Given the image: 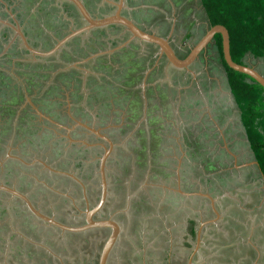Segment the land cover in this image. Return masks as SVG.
Instances as JSON below:
<instances>
[{
    "label": "rangeland",
    "instance_id": "374dc122",
    "mask_svg": "<svg viewBox=\"0 0 264 264\" xmlns=\"http://www.w3.org/2000/svg\"><path fill=\"white\" fill-rule=\"evenodd\" d=\"M82 1L95 17L113 10L101 0ZM46 2L0 0V20L10 22L3 15L6 4L28 44L47 51L68 31L73 10L62 11ZM125 4L144 29L162 36L170 33L181 57L208 27L199 0ZM76 17V23H82ZM128 37L126 31L100 28L55 55L36 59L21 48L12 30L0 24V123L14 133L8 159H23L27 153L58 157L61 143L56 141L66 132L74 140L77 133H70L75 125L88 132L85 144L98 143L102 136L112 142L111 152L115 145L122 148L107 163L106 180L112 187L107 207L115 210L114 218L121 223L117 251L108 264H262L264 200L254 199L251 188L260 175L215 45L211 43L189 71L181 72L167 67L164 58L162 67L158 65L157 50L150 44L138 40L121 44ZM115 44L123 49L110 56ZM181 44L186 48L180 50ZM245 63L264 75V58L247 54ZM141 73L146 77L137 78ZM152 122L158 129L150 138ZM106 125L125 127V132H105ZM1 130L4 136L6 130ZM34 164L38 163L33 160L29 165ZM8 168L4 166V171ZM29 169L22 176H36L35 169ZM35 186L38 195L33 200L43 209L49 191ZM193 193L212 195L214 201L193 198ZM75 211L79 212L76 207L67 212L73 216ZM8 212L0 214V264H55L48 261L53 257L59 264H96L102 244L98 241L109 233L97 237L34 233L27 230L21 214ZM51 213L59 216L57 210ZM192 226L196 232L202 230L204 240L196 262L191 260ZM89 238L97 242L90 246Z\"/></svg>",
    "mask_w": 264,
    "mask_h": 264
},
{
    "label": "flooded vegetation",
    "instance_id": "af4514ba",
    "mask_svg": "<svg viewBox=\"0 0 264 264\" xmlns=\"http://www.w3.org/2000/svg\"><path fill=\"white\" fill-rule=\"evenodd\" d=\"M114 2H116L115 4H118V3H121V2L123 3L122 0H114ZM46 3H52V5L55 6L54 8H57V9L62 8V11H67L68 12V10H73V12H71L70 16L68 17L69 29L64 35L68 34V32H70L72 30L78 29V28L83 26V22L80 23V24L76 23V19H77L76 16H78L79 18H80V16L78 15V13L74 9V7L69 2H67L65 0H47ZM103 6H106V7H109V8H111V7L113 8V10H111V12H109L108 14L113 13L115 11V9H116L115 5L113 7V6L108 5L107 3L104 4ZM96 9H97V6H96ZM100 9H101V5H99V7H98V10H100ZM108 14H104V15H108ZM121 14L125 15L123 13V10H122ZM90 15L95 17L91 13H90ZM80 20L82 21L81 18H80ZM132 21H134V20H132ZM134 23L138 27H140L141 29H143L145 31H148V32H151L150 30L144 29L143 25H141L140 23H137L135 21H134ZM110 28L111 29H115L117 31H124L121 27L116 26V25L115 26L112 25V26H108L106 28H102L101 31L107 30V29H110ZM96 30L97 29H92L89 32L83 33L80 36H77V37L71 39L69 42H67L65 44V46L63 48H61V50L66 48V46H69V45L73 44L76 40H79L81 37H83L85 35H88V34L94 32ZM98 30H100V29H98ZM128 39H129V37L124 42H122L121 44L126 43L128 41ZM129 43H134V42L130 41V42H128V44ZM54 44L55 43H53V45ZM194 44H192V45H194ZM213 44H214V42H213ZM20 45H21V48L23 50H25V48L23 47L21 42H20ZM170 45L172 46V48L174 49L175 53L177 54V49L175 48L176 47V43L170 42ZM192 45H187V47L189 46L188 49ZM29 46L31 48H33V49L39 50L37 47L31 46L30 44H29ZM119 46H121V45L120 44H118V45L115 44L114 46H112L110 51L113 50V49H116ZM151 46L154 47L153 45H151ZM178 46H180V45L178 44ZM121 48L123 49V47H121ZM121 48L113 50L114 51L113 53H111V54L109 53L110 56H114V54L118 53V51L120 52V50H122ZM184 48H186V44H184V45L181 44V49L180 50H183ZM25 51L30 56H32L27 50H25ZM39 51H42V50H39ZM202 53L200 54L199 58L195 62H197L200 59ZM32 57H34V56H32ZM178 57L183 58V57H181L179 55H178ZM34 58L37 59L38 57H34ZM162 58L163 57H159L158 58V57L155 56V60H158L160 62V64L158 63V65H160L161 67H162V65H161V63H162L161 59ZM93 59H95V58H93ZM90 60H92V59H90ZM195 62L189 67V69L195 64ZM167 67L170 68V66L168 64H167ZM174 70L176 71L177 69H174ZM183 71L187 72L185 70H181V72H183ZM140 77L142 78V77H146V76L143 73L137 74V78H140ZM147 87H148V85L145 86V89H147ZM139 90H140V88H139ZM156 120L158 121L159 119H154L153 118V121H156ZM159 121L161 122V120H159ZM72 123H73V120L69 121L68 122V126L70 127V125ZM153 124H155V123H153V122L150 123V126L153 125ZM2 125L0 123V130L4 129V130H6L5 131L6 133L4 132V136H3L2 135L3 130H1V132H0V185L6 186V187H8V188H10L12 190L17 191L20 194L25 195L29 199V201L34 205L35 208L40 210L44 215L55 219L57 222H59V223H61L63 225L70 226V227H79V226L83 225L85 223V212L87 210H91V209L95 208L99 204V202L101 200V195H102V192H103L102 187H101L100 173H99V170H100V158L102 156L103 150L98 146V144L101 143L102 140H100V142H98V143H93V144H89V142H87V141L86 142L88 144L83 143L82 142L83 138L85 137V135L88 134V132L83 127H79V126L75 125L74 126L75 130L71 131V133H70L72 135H73L72 132H76L77 133L75 135L76 137L74 138V140L70 137L69 132H66V133H64V135L62 137L59 136L58 140H60V141H56V143L57 142L61 143L60 144V152L58 154V157L52 158V156H51V157H47V158H40V157H36L34 155L31 156L29 153H27L28 156L23 157V159L16 160L17 159L16 158L15 160H10V159H8V156H9L8 155L9 154L8 146L12 145L11 142L14 140V133H13V129H9V128L5 129L4 128L5 125H3V126ZM73 125H74V123H73ZM104 128H106L105 132L106 131H111V132H116V131L119 132V131H121V132H125V129H124L125 127L124 128H119V130H118V129H114V128H109L106 125ZM145 128L143 129L142 133H144ZM150 128H149V134H150V138H151V133H152L153 130L155 132L157 131L158 124H156L154 126H151ZM47 130L49 132H51V133L53 132L50 129H47ZM102 133H103V131H102ZM6 137H7V139H6ZM128 139H130V138L128 137L126 140H128ZM223 140H225V138ZM223 142H221V144H223ZM114 148H115L114 151L110 152L108 158L106 159L105 171H104V174H105L106 178H107V175H109V173L107 171V163L109 162V160H112V157H111L112 154L115 153V152H117V154H118V151L122 150V148L120 146H116L115 145ZM178 154H179V152H178ZM27 159H29V160H27ZM33 160L34 161L35 160H39V161L45 162V164L50 166L53 170H55V172L44 168L40 164H34V165L30 166L29 164H31V162ZM173 161H175V160H173ZM255 162L256 161L254 160L253 163H255ZM114 163H116V161H114ZM116 164H118V162ZM4 166H5V168H7V166H9L7 172L4 171ZM27 166H30V167H27ZM147 166H148V164H147ZM256 167L258 168V164L256 165ZM29 168L35 169V171L37 172L36 176H29L27 174L22 176L24 171L31 170ZM123 171L127 172L124 175L128 174V172H129V171H127L126 168ZM258 172H259L260 176H262V178H263V175L260 172L259 168H258ZM2 173H3V178H1L2 177ZM4 173H6V174H4ZM69 175H72L74 178H76L80 183H82V185L85 188L84 187L82 188L80 186V184L77 181H75L74 179H72V177H70ZM84 177H86V178L83 179ZM23 179H26L25 183L21 182ZM59 180H61L63 182L61 183ZM263 182H264V178H263ZM106 183L109 185V188L108 189L106 188V193L110 194V189L112 187L108 183V180H106ZM124 183L126 184V182H124ZM124 183H123V185H124ZM21 184H24V185H21ZM33 185H34L35 188H38V187L35 186V185H38V186L42 187V189H45V190L49 191L45 195V197H47V198H44V199H45V201L47 203H45V206H43V209H39L37 207V204L33 200L34 199L33 197H36L38 195L37 194L38 192L36 191V189H33ZM22 186L23 187L27 186V187L25 189L24 188L20 189ZM123 187L126 188V186H123ZM28 194H29V196H28ZM111 199H112L111 196H106L105 197L104 203L99 208V210L93 215V219L94 220H108V219H111L118 226L119 233H120L121 223L117 219L114 218L115 210L114 209L112 210L109 207H107V204H108L109 200H111ZM75 207H76L77 210H79V212L75 211L73 216L69 215L68 214L69 210L70 209L74 210ZM23 209L25 211H23ZM52 209L59 211V216H58V214H55V215L52 214L51 213ZM7 212H8V214H10V213H14L15 214L16 212H18L17 214H19V216L21 214L23 219L25 221H27L26 224L29 225V226H27L28 227L27 230H33L32 232H34V233H43V231H50V232H52L55 235V237L56 236H58V237H66V236H69V235L70 236H76V235L78 236V235H85V234L91 235V236L94 235V237H97V236H102L106 231H108L109 232L108 235L105 236L102 241H101L102 238L99 239V241H98L100 243L102 242L101 247H100V251H101V248H102L104 242L106 241V239L111 234V230H109L107 228L90 229V230H87L85 232H80V233H69V232L61 231L60 229H56V228H53V227H48L47 225H44L41 222L37 221L35 218H33L32 215L25 208V206L20 202V200H18L17 198L11 196L10 194L4 193V192H0V214L1 213H7ZM67 215L70 217V220L67 219ZM75 217L77 219H81L82 222L76 223L75 222L76 221ZM192 223H194V222H192ZM1 228H0V230H1ZM4 230L5 229H3V231ZM7 230H8L9 233L12 231L10 229H7ZM192 230H195L194 227L192 228ZM93 233H95V234H93ZM86 241H87L88 245H90V246L93 245L94 242H97L96 240L91 239V238L87 239ZM116 243H117V239H116V241L114 243V246L110 250V253H109V256L107 258V263L106 264H108L111 261V258L113 256L114 252L117 251L116 250ZM96 247H97V244H96ZM126 252H128L127 249L124 250L123 253H126ZM60 259L62 260L61 257H60ZM49 260H51L53 262L57 261L55 264H59V262H58L59 258L58 257H53L52 259H48V261ZM97 261H98V259H97ZM97 261H96V264H97ZM262 264H263V262H262Z\"/></svg>",
    "mask_w": 264,
    "mask_h": 264
},
{
    "label": "water",
    "instance_id": "95a60500",
    "mask_svg": "<svg viewBox=\"0 0 264 264\" xmlns=\"http://www.w3.org/2000/svg\"><path fill=\"white\" fill-rule=\"evenodd\" d=\"M65 1L69 2L74 7L76 12L82 19L83 26L68 32V34L64 35L59 40H57L55 44L47 51H39L31 48L20 28L18 26H13L7 23V25H9V27L13 30L15 35L18 36V38L20 39L25 50H27L32 56L38 58H44L55 55L61 50V48L65 46L67 42H69L71 39L77 36H80L83 33L89 32L92 29H100V28L102 29L108 26L116 25L121 27L124 31H126L129 34V39L127 42L138 40L146 44H151L157 49V57L158 58L163 57L170 67L177 70L189 71V67L199 58L200 54L204 52L205 49L211 43L214 42V36L219 35L221 39L222 59L227 65V67L233 70L234 72L248 76L249 78L254 80L258 85H260L264 90V76L262 74H260L253 67H250L244 63L243 64L235 63L231 59L229 34L227 29L222 25L219 24L213 26L208 25L209 27L206 29L203 35L196 41V43L189 48L187 54L183 58H180L178 57V55L175 53L174 49L170 45L168 38H164L152 32L145 31L140 27H138L134 23V21H132L130 18L123 16L121 14L122 2L118 4H114L116 9L113 13L108 15H103L101 17H93L86 9L82 0H65ZM121 46L117 47L116 49L121 48ZM89 131L93 132L92 130ZM100 140H102V142L99 143L98 146L103 150V153L100 158L99 173H100L101 187L103 192L99 204L95 208L91 210H87L85 212V223L83 225L79 227H70L57 222L55 219L44 215L40 210L35 208L34 205L29 201V199L25 195L20 194L17 191L12 190L6 186L0 185V192L10 194L11 196L20 200V202L25 206V208L28 210V212L32 215L33 218H35L37 221L41 222L42 224L47 225L48 227H53L69 233H80L90 229H100V228H107L111 230V234L106 239V241L104 242L101 248L97 261V264H106L110 250L114 246V243L118 237L119 228L116 225V223L113 222L111 219L108 220L93 219V215L102 206L106 197V177L104 174L105 163L113 147L112 142L108 138L100 136ZM35 161L38 164L42 165L44 168L55 172V170H53L50 166L45 164V162L39 160H35ZM254 164L257 165L256 162ZM69 176L72 177V179H74L75 181H77L82 188L84 187L82 183H80L72 175ZM263 264H264V258H263Z\"/></svg>",
    "mask_w": 264,
    "mask_h": 264
},
{
    "label": "trees",
    "instance_id": "16d2710c",
    "mask_svg": "<svg viewBox=\"0 0 264 264\" xmlns=\"http://www.w3.org/2000/svg\"><path fill=\"white\" fill-rule=\"evenodd\" d=\"M210 26H224L229 34L231 59L243 64L249 54L264 58V0H199ZM214 45L226 82L239 111L240 124L258 168L264 178V90L246 75L229 69L222 59L221 39Z\"/></svg>",
    "mask_w": 264,
    "mask_h": 264
},
{
    "label": "crops",
    "instance_id": "0c3cea01",
    "mask_svg": "<svg viewBox=\"0 0 264 264\" xmlns=\"http://www.w3.org/2000/svg\"><path fill=\"white\" fill-rule=\"evenodd\" d=\"M102 2H104V3H107L108 5H110V6H113L114 7V4L116 3V2H114V0H101ZM123 1V3H122V8H121V13H122V10H123V13L125 14V15H123V16H125V17H128V18H130L131 20H134L133 19V13L130 11V8L129 7H125L126 6V4H125V2H126V0H122ZM125 5V6H124ZM112 8V7H111ZM3 11H4V14L3 15H6V16H8L9 17V21L10 22H8V21H3V20H0V24L2 25V26H4V27H6V28H9L10 30H12L10 27H9V25H7V23L8 24H11V25H13V26H18V24H17V22H16V20L14 19V17L17 19V16H12L11 14H12V12L10 11V10H8V8H7V5L6 4H4L3 5ZM130 14H131V16H130ZM103 16V15H102ZM101 17V16H100ZM19 27V26H18ZM13 31V30H12ZM154 34H156V35H158V36H161V37H164V38H168L169 39V42H172L171 40H172V36H171V34L169 33L168 35H166V36H162V35H159L158 33H156V32H153ZM24 34V33H23ZM14 36L20 41V39L18 38V36H16L15 35V33H14ZM24 36H25V34H24ZM61 37H63V36H61ZM60 37V38H61ZM59 38V39H60ZM58 39V40H59ZM57 41V40H56ZM55 41V42H56ZM21 42V41H20ZM4 50V49H3ZM4 52V51H3ZM4 54H6V53H4ZM21 54V53H20ZM28 54V53H27ZM22 55V54H21ZM29 55V54H28ZM246 57V56H245ZM245 57L242 59V62L244 63V64H246L245 63ZM10 60H11V58H10ZM247 65V64H246ZM249 66V65H248ZM174 156H176V154L174 153ZM259 174V173H258ZM260 175V174H259ZM176 177H178V175L176 174ZM260 177V179H258V182L257 183H255V184H252V186H251V188L252 189H254V194H255V197H254V199H259V200H261V198L263 197V200H264V194L262 193V190H263V186H264V182H263V178H262V176H259ZM127 185V184H126ZM85 188V187H84ZM106 188L108 189L109 188V185L106 183ZM126 188H128L127 186H126ZM250 188V189H251ZM87 189V188H86ZM176 191H178V189L176 190ZM179 191H180V188H179ZM203 191L205 192V189H203ZM180 194H182V192H180ZM184 194V196L186 195L185 193H183ZM189 195V194H188ZM211 195V194H210ZM106 196H110V194L109 193H106ZM191 197H193V198H195V197H197V198H200V199H202V200H205V201H209V202H211V204L213 203V199L211 198L212 197V195L211 196H209L208 194H203V193H198V194H195V193H193V194H191ZM262 203H264V201L262 202ZM262 203L260 202V206L262 205ZM212 207V211L213 212H215V209L213 208V205H211ZM254 218H256L255 216H254ZM263 220H264V218H263ZM192 228H193V226H192ZM194 237V238H193ZM191 238H192V240L194 241V243H193V245H192V243H190V246L192 247V251H191V254H192V262H196V261H199L197 258H196V254H197V252L198 251H200L201 249V246H202V244H203V235H202V230H198L197 232L195 231V230H192L191 229ZM99 256V255H98ZM194 260V261H193Z\"/></svg>",
    "mask_w": 264,
    "mask_h": 264
}]
</instances>
